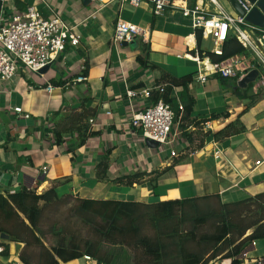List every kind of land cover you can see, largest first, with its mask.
<instances>
[{
    "label": "crops",
    "instance_id": "crops-1",
    "mask_svg": "<svg viewBox=\"0 0 264 264\" xmlns=\"http://www.w3.org/2000/svg\"><path fill=\"white\" fill-rule=\"evenodd\" d=\"M220 1L227 7L230 2ZM204 3L214 8L209 0ZM28 4L38 6L45 16L57 11L82 38L79 46L67 44L41 74L20 66L12 81H0L1 192L30 187L41 193L56 186L60 196L142 202L219 193L229 202L264 191V72L259 70L249 91L252 97L246 99L230 95L231 88H216L214 75L205 83L194 79L190 92L196 104L185 120L191 139L182 134L181 120H177L173 147L177 145L182 155L171 157L172 146L150 145L129 124L131 112L148 106L150 97L139 93L129 99L126 89H155L164 71L180 76L197 70L196 62L186 56L196 47L192 20L180 8L168 7L156 15L151 3L135 7L128 0L107 4L97 0H5L3 14L8 16L14 8ZM118 17L145 27L147 38L114 47L111 39ZM202 47L212 51L213 40L203 38ZM139 55H147L149 65L157 67L144 68ZM235 56L254 65L253 53ZM83 71L87 80L74 81ZM48 83L54 85L51 92ZM16 106L23 113L16 112ZM85 110L93 115L79 122L70 119ZM204 117L208 119L203 123L211 125L207 131L203 123H195ZM233 120L240 131L216 140L214 132ZM81 124L95 134L79 145L75 127ZM60 129L63 142L56 143L55 131ZM204 133L208 134L201 140ZM213 143L223 150V164L214 159ZM44 165L48 166L46 173ZM138 173L144 175L132 184L127 182L128 176ZM246 251L240 264H264V238L249 243ZM67 264L100 263L80 257Z\"/></svg>",
    "mask_w": 264,
    "mask_h": 264
},
{
    "label": "trees",
    "instance_id": "trees-1",
    "mask_svg": "<svg viewBox=\"0 0 264 264\" xmlns=\"http://www.w3.org/2000/svg\"><path fill=\"white\" fill-rule=\"evenodd\" d=\"M195 1L190 0V4L194 5ZM194 30L196 47L190 52L199 51L214 61L252 53L231 33L223 43L222 55L215 54L202 47V29ZM145 57H137L144 68L157 67L155 64L149 65L147 55ZM253 62L260 70L262 64L255 59ZM195 73L193 71L177 76L162 72L156 85L166 83L164 92L152 89L149 98L151 103L162 98L171 105L176 112L175 121L180 118L182 134L188 139H191V133L187 131L185 120L196 104V98L190 92ZM214 76L223 84L231 80L229 84L233 85V93L239 98L252 97L249 91L254 82L244 88L238 84V77L229 79L219 74ZM174 89L177 95H173ZM179 103L184 106L182 114ZM91 115L93 113L90 110H85L74 113L70 119L79 122ZM218 116L212 115L214 118ZM207 119L204 117L195 123L200 125ZM75 129L79 133V145L85 143L88 136L95 134L84 124ZM240 129L238 122L233 120L215 131L213 136L219 140ZM61 130L55 131L56 143L63 142L64 131ZM207 134L204 133L201 140ZM143 175H130L127 182L132 184L133 179ZM65 204H69V217L85 225L94 238L85 237L81 230L66 224L55 229L54 234L59 239L49 247L43 240L45 211ZM2 233L9 235L8 242L24 243L19 256L24 264H67L84 254H89L100 264H209L217 257L233 258L232 264H240L239 255L247 245L253 240L264 238V191L229 202L223 201L219 193L142 202L72 194L60 196L56 186L41 193L37 192V188L23 187L13 192L0 191V236ZM8 249L7 244L4 259L8 257Z\"/></svg>",
    "mask_w": 264,
    "mask_h": 264
},
{
    "label": "built area",
    "instance_id": "built-area-1",
    "mask_svg": "<svg viewBox=\"0 0 264 264\" xmlns=\"http://www.w3.org/2000/svg\"><path fill=\"white\" fill-rule=\"evenodd\" d=\"M97 1L107 4L114 0ZM121 1L124 2L125 0ZM209 1L214 4L212 10L207 8L208 3H204V0H196L194 5H191L189 0H128L135 7H138L142 2L151 3L156 15L163 14L168 7L180 8L183 15L192 20L194 29H202L203 38L213 40L214 47L212 51L218 55L223 53L224 41L231 33H234L239 41L252 51L253 58L264 66V27L246 20V14L252 9L254 3L250 0H238L246 12L244 15L240 13L233 15L218 0ZM2 2L0 10V81H12L20 66L28 68L33 73L41 74L42 69L54 61L66 48L67 44L80 45L82 35L75 32L73 26H69L57 11L52 10L50 16H45L38 6L28 4L23 9L14 8L11 14L4 16L5 0H2ZM147 34L148 31L145 27L118 17L111 42L114 47H118L124 41L130 43L140 37L145 40ZM186 56L197 64L195 79L204 83L215 74L226 78L238 77L241 79L254 68L253 64L246 65L245 61L237 56L222 61H214L207 54L201 55L199 51L194 53L187 51ZM87 78L83 71L74 81H86ZM165 85L166 83L156 85L155 90L163 93ZM46 88L51 92L54 85L48 83ZM151 91L152 88H143L138 91L128 86L126 94L129 99L139 93H142L145 97H150ZM179 109L182 114L184 110L182 103H179ZM14 110L23 113L21 106H16ZM131 113L129 124L138 129L143 138L157 141L160 146L167 144L174 146L175 138L172 137V131L176 124V112L169 103L160 98L156 103L150 102L142 110H133ZM24 116L29 117L30 114L24 113ZM89 121L93 123L95 118L90 117ZM210 126V122L203 123V127L207 128L206 131L211 129ZM213 145L212 154L214 159L217 163L223 164L225 159L223 150L214 143ZM172 147L171 157H180L182 153L177 148ZM256 163L260 164V161H256ZM42 169L46 173L48 166L44 165ZM251 243L255 244L256 240ZM7 244L9 245L8 257L5 258L4 263L3 259H0V261L3 264H24L19 257L24 243L8 242L7 239L0 236L1 256H3ZM246 256L247 251L245 249L239 255V258L242 259ZM83 258L86 261L94 259L89 254H84ZM232 261L233 258L221 259L217 257L212 262L232 264Z\"/></svg>",
    "mask_w": 264,
    "mask_h": 264
},
{
    "label": "rangeland",
    "instance_id": "rangeland-1",
    "mask_svg": "<svg viewBox=\"0 0 264 264\" xmlns=\"http://www.w3.org/2000/svg\"><path fill=\"white\" fill-rule=\"evenodd\" d=\"M220 2L222 3V1H220ZM6 5H8V4H6ZM225 7L227 9H229L233 15H237V11L233 8V6L231 5L230 2L228 5L229 8L227 6H225ZM8 8H9V6H6L7 10H8ZM5 15H7V12H5ZM260 70H261V72H264V66L263 65L260 68ZM213 79L215 81V84H217L216 88L224 89V88L228 87V88L232 89V87H233L232 84H229V83H231L230 82L231 80H229L228 84H223L217 77H214ZM230 92H231L230 95H234L237 99H239V97L235 93H233L232 91H230ZM176 147H177V145H176ZM45 215H46V217L42 223V228L45 232L43 234V240L45 241L46 245L49 247L55 245L58 242L59 236L57 234H54L55 229L62 227V225H66V224H68V226L71 228H74L76 230H81V233L85 237H88L91 239L94 238V235L92 234V232L85 225H83L82 223H80L76 219L74 220V219L69 217V215H70L69 204H65V205L58 206V207H53L49 210H46ZM29 251H34V250L29 249ZM0 259L4 260L3 263L5 262V259L1 255H0ZM0 262H1V264H3L2 261H0Z\"/></svg>",
    "mask_w": 264,
    "mask_h": 264
},
{
    "label": "water",
    "instance_id": "water-1",
    "mask_svg": "<svg viewBox=\"0 0 264 264\" xmlns=\"http://www.w3.org/2000/svg\"><path fill=\"white\" fill-rule=\"evenodd\" d=\"M254 3L252 9L246 14V20L249 22L256 24L260 27H264V0H250ZM232 6L236 9V11L242 15L245 14V9L241 6L238 0H230ZM2 0H0V10L2 8ZM128 42L124 41L123 44H127ZM47 66L42 69V71L46 70ZM260 71L257 68L250 70L245 76L239 79L238 84L241 87H247L250 82H254L259 76ZM146 141L150 145H158L157 141L146 138ZM1 236L4 239H9V235L7 233H2Z\"/></svg>",
    "mask_w": 264,
    "mask_h": 264
}]
</instances>
